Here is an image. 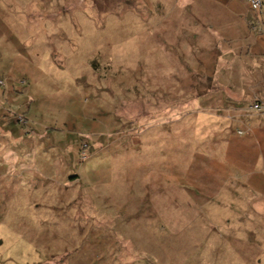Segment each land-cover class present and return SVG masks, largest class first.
<instances>
[{"label":"rangeland","instance_id":"374dc122","mask_svg":"<svg viewBox=\"0 0 264 264\" xmlns=\"http://www.w3.org/2000/svg\"><path fill=\"white\" fill-rule=\"evenodd\" d=\"M164 6L0 0V83L25 103L0 108V264H264V144L201 101L192 60L151 52ZM231 122L253 136L233 155Z\"/></svg>","mask_w":264,"mask_h":264},{"label":"crops","instance_id":"0c3cea01","mask_svg":"<svg viewBox=\"0 0 264 264\" xmlns=\"http://www.w3.org/2000/svg\"><path fill=\"white\" fill-rule=\"evenodd\" d=\"M167 7L177 14L159 24L161 31H157L158 34L151 39L154 44L151 52L161 54L162 57L192 60L194 75L206 76L209 86H220L212 91V97H207L210 94L207 92L211 90L209 86L200 87L199 91L206 96L201 101L210 107L235 108L233 113L236 115L228 119L247 123L249 131L253 134L256 132L264 144V112L258 114L239 109L255 101L264 104V0L258 14L251 10L246 0H165L164 8ZM186 68L189 67H184V76L191 73ZM192 81L193 79H185V82ZM15 86V83L8 84L7 80L4 84L0 83V108L24 106V102L18 103L19 97L24 94L20 93L19 96ZM11 102H14L13 106ZM3 116H0V120L4 119ZM18 117L22 119L19 118L18 121L25 122L23 116ZM232 127L231 122L229 127L222 129L230 135L226 140L229 143L228 151L233 155L242 147L240 143L251 142L253 136L247 131L239 138L240 143H234ZM6 147L2 133V171L10 170V151ZM228 151L225 154L229 155ZM221 166L229 170L225 163ZM205 189L204 194L210 198L205 200L210 201L215 197L222 200L231 198L230 190L223 194L214 185L205 186Z\"/></svg>","mask_w":264,"mask_h":264},{"label":"built area","instance_id":"2783aa9c","mask_svg":"<svg viewBox=\"0 0 264 264\" xmlns=\"http://www.w3.org/2000/svg\"><path fill=\"white\" fill-rule=\"evenodd\" d=\"M251 8V10L255 13H260L261 12V8H262V4H263V0H246ZM252 109L257 110V111H263L264 112V104L263 103H259L257 101L253 102ZM20 120H22L20 118Z\"/></svg>","mask_w":264,"mask_h":264}]
</instances>
